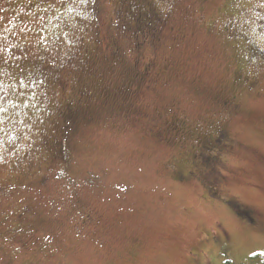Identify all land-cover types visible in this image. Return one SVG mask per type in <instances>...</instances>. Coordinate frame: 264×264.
<instances>
[{
  "label": "rangeland",
  "instance_id": "rangeland-1",
  "mask_svg": "<svg viewBox=\"0 0 264 264\" xmlns=\"http://www.w3.org/2000/svg\"><path fill=\"white\" fill-rule=\"evenodd\" d=\"M263 15L0 0V264H264Z\"/></svg>",
  "mask_w": 264,
  "mask_h": 264
},
{
  "label": "flooded vegetation",
  "instance_id": "flooded-vegetation-1",
  "mask_svg": "<svg viewBox=\"0 0 264 264\" xmlns=\"http://www.w3.org/2000/svg\"><path fill=\"white\" fill-rule=\"evenodd\" d=\"M264 16V15H263ZM264 19V17H263ZM257 31V36H259V32L262 35V38L264 39V24L261 23L260 25V31L256 28L250 29V34H251V39L250 42H254L253 39H255L253 36L256 34ZM259 31V32H258ZM256 36V37H257ZM252 51L257 54L260 57H264V50L260 49L258 46H256L254 43H251ZM63 153H65V147L63 148Z\"/></svg>",
  "mask_w": 264,
  "mask_h": 264
},
{
  "label": "snow or ice",
  "instance_id": "snow-or-ice-1",
  "mask_svg": "<svg viewBox=\"0 0 264 264\" xmlns=\"http://www.w3.org/2000/svg\"><path fill=\"white\" fill-rule=\"evenodd\" d=\"M82 2H86V0H82ZM0 110H2V109H0ZM224 264H229L227 259L224 261Z\"/></svg>",
  "mask_w": 264,
  "mask_h": 264
}]
</instances>
